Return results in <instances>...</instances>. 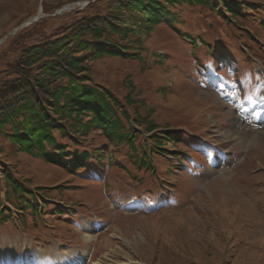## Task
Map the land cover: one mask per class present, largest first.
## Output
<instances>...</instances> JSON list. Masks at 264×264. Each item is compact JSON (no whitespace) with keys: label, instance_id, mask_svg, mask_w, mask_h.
<instances>
[{"label":"rangeland","instance_id":"rangeland-1","mask_svg":"<svg viewBox=\"0 0 264 264\" xmlns=\"http://www.w3.org/2000/svg\"><path fill=\"white\" fill-rule=\"evenodd\" d=\"M88 2L0 0V71L21 51L25 26L14 32L21 19L32 12L27 21L37 18L41 8L34 30L67 13L69 24L94 13L76 8ZM90 2L104 11L99 0ZM246 2L262 8L251 22L243 24L242 17L243 27L222 22L208 7L185 8V24L173 28L162 21L134 37L145 62L93 61L97 81L121 97L136 92L138 104L125 106L139 143L150 146L152 135L137 115L169 129L170 143L180 137L169 144L171 152L156 156V171H138L129 149L112 144L106 148L114 158L72 174L20 154L0 137V202L7 207L15 198H6V170L33 192L53 185L44 191L55 199L48 207L38 196L45 212L32 228L11 209L20 224L0 225V261L47 264L53 256L50 264H63L84 255L82 264H264V0ZM91 136L100 147L106 141L100 130ZM52 207L58 215L50 214Z\"/></svg>","mask_w":264,"mask_h":264},{"label":"trees","instance_id":"trees-1","mask_svg":"<svg viewBox=\"0 0 264 264\" xmlns=\"http://www.w3.org/2000/svg\"><path fill=\"white\" fill-rule=\"evenodd\" d=\"M88 1L85 6L76 8L92 9L91 16L67 24L71 19L67 13L53 26L39 25V30H34L37 24L30 23L21 30L24 38L17 59L0 71V137L8 140L20 154L39 158L72 174L88 171L114 158L106 148L112 144L115 148L129 149V159L138 171L154 172L156 156L171 152L174 147L169 144H177L180 137L174 135L170 143L171 139L166 137L171 133L169 129H159V124L149 115L145 118L137 115L138 123L144 122L145 130L152 135L150 146L139 143L140 134L125 106V103L127 106L138 104V99H133L136 92L130 89L121 97L117 90L97 81L93 61L110 57L145 62L140 50L143 46L134 40L162 21L173 28L185 24L186 21H182L185 8L208 7L217 12L222 22L231 20L242 26L246 21L251 22V15L258 13L262 5L247 0L241 3L232 0H99L104 11H98L94 10V3ZM32 13L19 20V24L31 18ZM242 17L246 20L240 25ZM205 42L208 52L213 54L215 47L211 46V41ZM194 45L198 48L195 41ZM123 119L129 123L127 126ZM98 130L106 138L102 147L92 141L95 137L91 134ZM0 152L3 154L2 150ZM9 172H4L10 184L6 198L11 195L15 198L8 201L7 207L0 202V225L10 223L16 227L20 224L11 211L16 209L22 221L32 228L35 221L39 222L43 210L45 212L44 208L39 209L42 201L38 196L47 203L55 201L44 191L54 187L35 186L33 192L23 183H17ZM49 212L52 216L59 214L54 207Z\"/></svg>","mask_w":264,"mask_h":264},{"label":"bare ground","instance_id":"bare-ground-1","mask_svg":"<svg viewBox=\"0 0 264 264\" xmlns=\"http://www.w3.org/2000/svg\"><path fill=\"white\" fill-rule=\"evenodd\" d=\"M101 227V222H99L98 223V225H96V227H95V230H97V229H99ZM92 234H86V238L87 239H90V238H92ZM81 256V257H80ZM79 256V258H77V259H74V260H72V262H67V263H63V264H82V261H84V255H80ZM45 259H47V264H50V263H53V262H55L56 260H53V256L52 257H50V258H45ZM27 264V262H13V264ZM0 264H4L2 261H0ZM5 264H9V263H5ZM29 264H43L42 262H39V261H34L33 263L32 262H29ZM97 264V263H96ZM98 264H101V263H99L98 262Z\"/></svg>","mask_w":264,"mask_h":264},{"label":"water","instance_id":"water-1","mask_svg":"<svg viewBox=\"0 0 264 264\" xmlns=\"http://www.w3.org/2000/svg\"><path fill=\"white\" fill-rule=\"evenodd\" d=\"M42 15H43V11H42V9L40 8V10H39V12H38V16H37V18H33V19H31V20H29V21L23 23V24L20 25L17 29H15L14 32H15V31H18V30L21 29L22 27H24V26H26V25H28V24H30V23H32V22L38 20Z\"/></svg>","mask_w":264,"mask_h":264}]
</instances>
